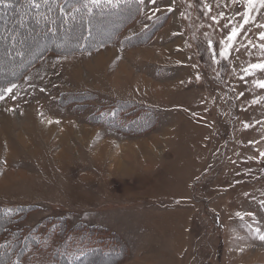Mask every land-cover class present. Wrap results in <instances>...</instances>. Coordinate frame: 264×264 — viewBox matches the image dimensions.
I'll return each instance as SVG.
<instances>
[{
    "label": "rangeland",
    "instance_id": "374dc122",
    "mask_svg": "<svg viewBox=\"0 0 264 264\" xmlns=\"http://www.w3.org/2000/svg\"><path fill=\"white\" fill-rule=\"evenodd\" d=\"M136 1L121 27L65 12L61 45L75 25L79 39L115 38L47 51L0 84V209L20 215L0 227L2 264L79 262L57 240L24 251L50 219L114 249L79 264H264V7ZM14 8V28L0 17V81L21 68L8 59L54 44L33 33L41 7Z\"/></svg>",
    "mask_w": 264,
    "mask_h": 264
},
{
    "label": "trees",
    "instance_id": "16d2710c",
    "mask_svg": "<svg viewBox=\"0 0 264 264\" xmlns=\"http://www.w3.org/2000/svg\"><path fill=\"white\" fill-rule=\"evenodd\" d=\"M9 0H2L0 1V12H1V16L0 17H4L6 18L7 21H9L13 28L15 27V21L17 23V13L14 10L16 7L17 10H19V12H26L29 11L33 14V12L36 10L34 7L35 6H39V8L41 7V16L43 18H46L47 22H43L40 27L41 30H43L41 33L38 34V29L39 26L34 24L33 20L31 21L32 24V29H33V33L36 34V37L39 36H44L47 39V41H54V44H48L46 46H44L41 50L37 51V53L35 51L31 52L30 49H33V45L32 47H30L29 50L25 51V55L27 57L26 60H24L25 55L23 54L20 57H11L10 59H8L6 62L7 64H19L21 68L19 70H17V72H15L14 74H11L10 76H5L4 80L0 81V84L2 82H10V81H14L16 79H18V77H20V75L33 63L35 62L43 53L49 51V52H65V53H71V52H76V51H90L93 49H97L100 46H102L103 44H106L108 42L113 41V39L115 38L112 37V39L110 40H106V39H102L100 38H93L92 36L89 37H82V39H79L77 37V35H79V33L75 30H77L78 27L81 26H74V28H72V30H70V32L68 31L67 34V43L65 45H61L58 41L59 40V36H58V27L61 25V20L60 18H62V15L66 12V13H71V17L67 18L70 19V24H74L76 22V19H88V21L90 19H95V21H97L99 23L100 19L106 20V19H116L115 23L117 25V27H121L124 23H126V21L124 19H131L133 16H136L137 13L139 12L138 9L136 8V10H134L133 6H136L138 4V2L136 0H123L122 2H118V3H102V2H97L95 0H40V3L38 0H11L10 2H8ZM79 10H81L82 12H80ZM68 11V12H67ZM39 13V14H40ZM116 13V14H115ZM101 14V15H100ZM112 15L111 17H108V15ZM121 14V15H120ZM100 16H103L102 18H100ZM39 17V16H38ZM33 18V17H32ZM106 18V19H104ZM118 19H123V21L117 22ZM12 20V21H11ZM61 20V21H60ZM72 21V22H71ZM125 21V22H124ZM102 22V20H101ZM114 22V21H113ZM91 23V21H90ZM92 24V23H91ZM90 24V25H91ZM49 25V27H48ZM50 25L51 27H53L54 31H50ZM90 25L88 24L87 26V30L88 28H91ZM103 23L101 25V28L103 27ZM118 30V28H117ZM76 32V33H75ZM90 32V30L88 31ZM43 33H45V35H43ZM81 33V31H80ZM117 33V32H116ZM75 37V38H74ZM28 40V39H26ZM39 40V39H38ZM28 42V41H27ZM26 44V43H25ZM3 85V84H2ZM5 87L1 86L0 87V92L1 90H3ZM1 95V94H0ZM118 110H113L111 112L106 113V120L108 121V123H114L115 120L117 119ZM114 125V124H113ZM7 210V209H6ZM2 210L0 209V227L1 229L3 228L4 224H6V222H10L13 223L16 220L17 217H19V210ZM22 216V215H21ZM23 217V216H22ZM21 218V217H20ZM5 222V223H4ZM4 223V224H3ZM3 225V226H1ZM44 229L43 231H38L36 230H32L29 233V237H27V239L32 238V245H27L26 240H24L22 242L24 245L25 250L24 251H30V249H34L36 252H42V250L45 248L44 246L48 245V242H51L53 240H57V252H68L69 250V246L75 247L76 249L79 250L78 253L79 256H81V259L79 260V262H73V260H75L76 257H68L66 255V253L64 254L66 256V263L64 264H79L82 260H86L88 258L93 257L94 255H97L99 258H103V259H111V255L112 252H114V249H111V251H109V248H104L101 247L102 245L104 246L105 243L103 244L101 241H98L96 234L99 231L95 228L90 229V228H84V227H80V229H74V230H70L68 227V224L66 222H64V220L62 219H50V221H47L45 225H43ZM7 228V227H4ZM42 227H39L38 229H41ZM6 230V229H5ZM47 234H44L45 232H47ZM19 234V231H17L16 233H14L12 235V237L16 238ZM13 238V239H14ZM112 239H117L116 237H112ZM78 240V242L76 241ZM72 241L76 243H74L75 245H72ZM81 242V243H80ZM14 245L18 246V242L16 239L13 240ZM117 243V242H116ZM13 245V246H14ZM26 245V246H25ZM117 245H119L117 243ZM14 248V247H13ZM80 249H83L84 251H81ZM22 253V251H21ZM69 253V252H68ZM12 256V255H10ZM8 256H6V258L0 260V264H2L4 260L9 259L7 258ZM13 257V256H12Z\"/></svg>",
    "mask_w": 264,
    "mask_h": 264
},
{
    "label": "snow or ice",
    "instance_id": "6c2138e0",
    "mask_svg": "<svg viewBox=\"0 0 264 264\" xmlns=\"http://www.w3.org/2000/svg\"><path fill=\"white\" fill-rule=\"evenodd\" d=\"M141 2H143V0H141ZM152 3H155V0H151ZM255 0H248V4L249 7L251 8L252 5L254 4ZM259 3L261 5V7H264V0H259ZM235 35V32H234ZM264 38V37H262ZM230 39H232V37H230ZM253 67H260V68H264V65H254ZM261 87H264V84H261ZM8 91H11V89H8ZM0 99H2V97H0ZM264 155V154H262ZM262 240H264V236L261 237Z\"/></svg>",
    "mask_w": 264,
    "mask_h": 264
},
{
    "label": "crops",
    "instance_id": "0c3cea01",
    "mask_svg": "<svg viewBox=\"0 0 264 264\" xmlns=\"http://www.w3.org/2000/svg\"><path fill=\"white\" fill-rule=\"evenodd\" d=\"M171 47H173V46H171Z\"/></svg>",
    "mask_w": 264,
    "mask_h": 264
}]
</instances>
